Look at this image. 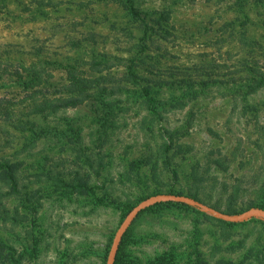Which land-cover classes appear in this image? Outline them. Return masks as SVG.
I'll return each instance as SVG.
<instances>
[{
	"label": "rangeland",
	"instance_id": "1",
	"mask_svg": "<svg viewBox=\"0 0 264 264\" xmlns=\"http://www.w3.org/2000/svg\"><path fill=\"white\" fill-rule=\"evenodd\" d=\"M136 4L156 21L148 39L116 2L0 1V62L49 61L57 79L74 67L98 81L91 100L76 108L12 107L23 126L8 127L0 145L8 139L3 154L14 162L22 194L0 181V264H105L125 207L166 185L194 187L192 167L202 177L203 204H230L236 214L249 203L264 207V87L249 89L254 76H264V49L240 36L264 46V0L247 1V20L227 0ZM134 58L144 85L179 78L192 66L199 86L185 98L154 86L149 104L127 80ZM14 88L0 83V97L17 99ZM193 209L142 214L125 261L264 264L263 221L233 223Z\"/></svg>",
	"mask_w": 264,
	"mask_h": 264
},
{
	"label": "trees",
	"instance_id": "2",
	"mask_svg": "<svg viewBox=\"0 0 264 264\" xmlns=\"http://www.w3.org/2000/svg\"><path fill=\"white\" fill-rule=\"evenodd\" d=\"M3 4L6 0H0ZM100 1V0H99ZM108 2H116L122 5L124 11L127 13L130 19L137 21L140 23L142 27V38L148 39L149 35L152 33V27L154 26V22L150 19V14L147 11H142L136 4V0H103ZM248 0H227L230 4V8L236 11L239 16L245 18L246 20L250 18L249 13L245 12V6ZM264 22V19L263 21ZM226 27L232 26V24L226 22L224 24ZM240 26V23L238 24ZM240 36L243 37L245 42H249L251 45L258 46L260 49H264V46H259V44L249 38L246 33L240 32ZM141 50L144 49V45H141ZM127 67V80L129 83L137 86L142 94V96L146 99L149 104L154 105L155 98L153 97V87L157 86L159 88H167L169 90H180L183 91V98H185L188 90H193L194 86H199V82L197 80L198 69L197 67L186 68L182 73L181 77H173L170 81H159L151 83V85H144L142 80L139 78L138 73L136 72V66L138 61L134 58L128 62ZM52 62H42V63H31L27 66L21 64H14L11 62H0V83H5L6 80H10L15 87L13 91L17 92L19 95L17 99L3 98L0 97V134L4 133L8 137L10 135V130L8 127H11L14 130H18L19 127L23 126L22 121L17 117L12 107H15L24 102L32 103V111L34 113H44L50 112L55 113L59 110H65L68 108H76L82 105L87 100H91L92 94L91 90L94 88L95 83L98 81H92L88 79L86 75H84L81 71H78L74 67H70L66 70L65 75L60 79H57L54 71H57V68H53ZM63 70V69H61ZM177 76V75H176ZM264 76L260 78V76H254V83L250 85L249 89L251 92H255L260 88L264 87ZM159 80V79H156ZM166 80V79H165ZM177 102H184L182 98L177 99ZM173 102V98L171 99ZM187 102V101H186ZM185 105V102H184ZM183 105V106H184ZM190 120V118H189ZM189 126V125H188ZM190 128V127H189ZM12 136V135H11ZM7 140V141H5ZM8 139H4L3 143L0 145V181L5 184L9 191L15 196H21V191L18 186L17 179L13 173L14 162H10L6 156L3 154V146L8 145ZM169 145L166 146V149H169ZM189 172V179L193 181L194 187L189 188L186 191L179 189L176 186L166 185L165 190L157 189L156 191L147 195L144 199L160 194H174L179 196H187L197 201L207 203L204 198L199 197V185L202 183V177L196 174L195 168L192 167ZM173 180L178 178L176 171H172ZM87 182L80 179V187H85ZM143 199V200H144ZM208 204V203H207ZM209 205V204H208ZM136 206V205H135ZM134 207V206H133ZM133 207L126 206L125 214H127ZM213 209L220 211L224 214H236V211L232 210V206L229 204L225 207L224 210L219 209V206H210ZM164 208H177V209H185V210H193L190 206L180 203H160L154 206H151L145 210H143L135 219L130 228L123 235L122 240L120 242L114 264H129L125 261V249L131 240L132 229L137 221V219L144 213H152L156 209H164ZM250 208H259L263 209L264 207L261 205H254L249 203L246 207ZM126 216V215H125ZM125 218V217H124ZM257 220V219H256ZM261 222L260 220H257ZM229 225L231 223H228ZM150 264H173L168 257L162 256L157 258L155 261ZM201 264V263H198Z\"/></svg>",
	"mask_w": 264,
	"mask_h": 264
},
{
	"label": "water",
	"instance_id": "3",
	"mask_svg": "<svg viewBox=\"0 0 264 264\" xmlns=\"http://www.w3.org/2000/svg\"><path fill=\"white\" fill-rule=\"evenodd\" d=\"M180 203L185 204L187 206L196 208L201 211L209 212L215 216H218L220 218H223L224 220H227L229 222L238 223V222H245L251 219H257L264 222V210L259 208H250L247 209L245 212L241 214L236 215H226L224 213H221L219 211H216L212 207L203 204L200 201H197L195 199H192L187 196H179L174 194H166V193H160L153 196H150L144 200H142L140 203H138L136 206H134L125 216V218L122 220L118 228L116 229L115 235L113 237L106 263L105 264H114L115 257L120 245V242L122 240L123 235L126 233V231L130 228V226L133 224L137 216L145 209L154 206L156 204L160 203Z\"/></svg>",
	"mask_w": 264,
	"mask_h": 264
}]
</instances>
